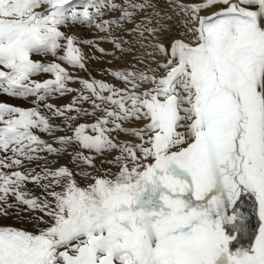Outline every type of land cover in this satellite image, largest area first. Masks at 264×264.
<instances>
[{
  "label": "snow or ice",
  "instance_id": "snow-or-ice-1",
  "mask_svg": "<svg viewBox=\"0 0 264 264\" xmlns=\"http://www.w3.org/2000/svg\"><path fill=\"white\" fill-rule=\"evenodd\" d=\"M0 96V264H264V0H0Z\"/></svg>",
  "mask_w": 264,
  "mask_h": 264
},
{
  "label": "rangeland",
  "instance_id": "rangeland-1",
  "mask_svg": "<svg viewBox=\"0 0 264 264\" xmlns=\"http://www.w3.org/2000/svg\"><path fill=\"white\" fill-rule=\"evenodd\" d=\"M70 33H74L78 38H83V39H96V37H94L92 35V33L94 32V29H88V28H81V27H76V28H72L67 30ZM81 50L89 55H95L96 57H98V59H93L89 62V71L91 73V75L93 77H95L98 80H103L105 82H111V83H115V81L112 80V78L107 75L106 73V69H119V68H123L125 65L123 62L121 61H115L113 60L112 56H100V54L98 52L96 53H92V51L85 45H78ZM99 47L104 48L106 51L111 52L112 46L110 44H100ZM117 55H119L117 53ZM34 58H38V57H34ZM130 59V57H129ZM77 71V73L79 75L82 76H86V73L83 72H79V70H75ZM45 78H49V77H45ZM74 87L78 86V85H73ZM68 99L70 98H56L51 100V103L57 104V105H62L67 103ZM0 101H3L5 103L11 104V105H15V106H19V107H30L31 105L28 104L27 102L23 101V100H19V99H11L8 98L6 96H0ZM58 123V122H57ZM44 139H47L46 136L42 137ZM67 160V158H63L61 159V163H65ZM83 183V182H81ZM29 187H31V185H29ZM0 223H4V224H10L13 225L15 227H27L29 228V230H31V225L30 224H25V223H19L17 221H15L14 219H8V220H4V221H0Z\"/></svg>",
  "mask_w": 264,
  "mask_h": 264
}]
</instances>
